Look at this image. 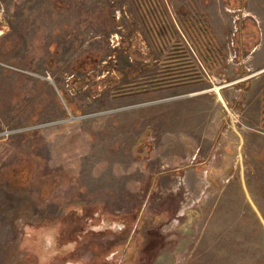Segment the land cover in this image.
<instances>
[{"label": "rangeland", "instance_id": "rangeland-1", "mask_svg": "<svg viewBox=\"0 0 264 264\" xmlns=\"http://www.w3.org/2000/svg\"><path fill=\"white\" fill-rule=\"evenodd\" d=\"M263 16L0 0V264H264Z\"/></svg>", "mask_w": 264, "mask_h": 264}, {"label": "flooded vegetation", "instance_id": "flooded-vegetation-1", "mask_svg": "<svg viewBox=\"0 0 264 264\" xmlns=\"http://www.w3.org/2000/svg\"><path fill=\"white\" fill-rule=\"evenodd\" d=\"M92 226L91 224L89 225V227ZM135 242V241H134ZM130 243V242H129ZM135 244H137L135 242ZM131 244H124L122 245L120 242H117L116 245H113L111 249H113L112 251L108 252L106 255H104V259L106 261H109V262H115V264H124L125 262H127V260L132 257L137 248L135 246V248L133 249L132 247H130ZM134 247V245H133ZM131 248L133 250L130 249V253L128 254V249ZM110 250V249H109ZM132 251V252H131ZM127 255V257H126ZM126 257V258H125ZM111 258V259H109ZM125 258V259H124Z\"/></svg>", "mask_w": 264, "mask_h": 264}, {"label": "crops", "instance_id": "crops-1", "mask_svg": "<svg viewBox=\"0 0 264 264\" xmlns=\"http://www.w3.org/2000/svg\"><path fill=\"white\" fill-rule=\"evenodd\" d=\"M263 18H264V16H263ZM264 67V66H263ZM259 97V96H258ZM259 100L257 101V104L254 106L253 105V107H251V105H250V109H251V111H252V113H251V118H253V119H257L258 118V115H259V108H260V105H259ZM250 111V112H251Z\"/></svg>", "mask_w": 264, "mask_h": 264}]
</instances>
